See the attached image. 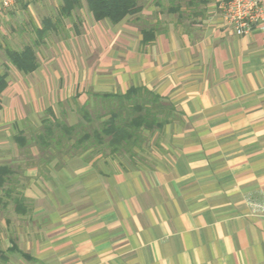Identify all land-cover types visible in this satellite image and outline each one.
<instances>
[{
  "label": "crops",
  "instance_id": "1",
  "mask_svg": "<svg viewBox=\"0 0 264 264\" xmlns=\"http://www.w3.org/2000/svg\"><path fill=\"white\" fill-rule=\"evenodd\" d=\"M189 3L173 13L170 0H144L113 25L95 21L83 0L90 21L75 40L89 65L71 73L83 84L77 102L49 85L62 74L39 60L28 74L13 66L39 77L24 92L10 88L6 68L0 166L22 168L0 187V264H264V30L238 36L219 0ZM131 88L175 110L133 156L61 158L34 140L19 146L24 124L39 129L47 111L59 120L65 109L74 124L84 89Z\"/></svg>",
  "mask_w": 264,
  "mask_h": 264
},
{
  "label": "rangeland",
  "instance_id": "2",
  "mask_svg": "<svg viewBox=\"0 0 264 264\" xmlns=\"http://www.w3.org/2000/svg\"><path fill=\"white\" fill-rule=\"evenodd\" d=\"M61 4L62 0H31L29 1L30 6L26 10L23 8V4L21 3L8 10L0 7V43L3 45V48H0V74L7 72L6 68H8L11 84L10 88L18 86L21 87L24 92L27 88H30L33 83L39 80V77L32 78L19 75L7 60L4 51L5 48L10 47L16 50H21L27 45H33L37 40V35L34 29L37 26H40L45 18H56ZM89 21L90 15L84 6L82 10H78L74 13L73 19H64V23L61 24L59 34H49L45 38L46 43H44L43 46L41 45L36 47L38 60L42 69L47 68L53 74L57 72L62 74L61 77L48 78V82L50 86L59 88V90H61V96L66 97L69 102H77L81 95H79V93L76 94V92L81 89L83 90L82 82H77V77H72L71 73L74 69H79L80 71L82 68L89 65V60L83 59L84 56L79 52L80 39L75 40V35L81 33L80 27L83 26V23L87 24ZM75 26L77 28H75ZM67 71H70L69 77L64 75ZM78 81H81L80 77H78ZM84 94H86V96L83 97V99H86L85 107L87 106L85 109L89 112L88 120L85 119L83 114L77 112L74 124L69 123L66 119L68 114L65 109L59 110L62 114V118L60 117L59 120L57 119L49 125V128L54 130V134L51 138L50 136L46 137V142L44 144L38 138L40 134H47V131L44 132V124H42L39 129L24 124L23 133L27 140H34L41 151H48L50 149L53 150L55 152V156H59L61 158L69 157L71 155H85L88 159H90L119 155L118 153L113 152V149L109 146L108 139L103 144H98L96 142L93 145L92 143L90 150L85 152L81 150L82 148H72L71 146H73L74 142H71V146L66 147L63 146L65 144L64 142L61 148V137L63 133V130L61 129V121L67 123L68 125H80L81 129L78 128V131L74 134L75 138H79V136L85 134V132L93 133L95 129L101 128L103 126L102 123L109 118L106 115L109 111L108 107L110 106L107 100L95 97L92 92H88V90L85 89ZM13 100L11 97L7 98V102L9 103H12ZM22 101L24 102V99H22ZM116 106L117 104L113 103V107ZM58 114L61 116L60 113ZM51 116V112L47 111L46 117L51 118ZM144 145L142 147H145ZM46 151H42V154H45ZM45 155L48 154L46 153ZM8 167L10 169L13 168V170H11L12 174L8 177V182L20 180L19 176H14L13 171L16 172L15 168H22V166L14 165ZM18 174H20V172L17 173V175Z\"/></svg>",
  "mask_w": 264,
  "mask_h": 264
},
{
  "label": "trees",
  "instance_id": "3",
  "mask_svg": "<svg viewBox=\"0 0 264 264\" xmlns=\"http://www.w3.org/2000/svg\"><path fill=\"white\" fill-rule=\"evenodd\" d=\"M144 0H85L89 12L97 22L108 21L113 25L119 24L129 17L139 14L142 7L139 5ZM172 7L169 12H177L180 6L176 2L182 0H170ZM197 0H190L189 4H196ZM201 1V0H200ZM83 8V0H62L59 9L58 18L45 19L41 29H36L37 40L33 45H27L22 50L17 51L10 47L5 48V53L9 63L18 70L28 74L34 72L38 67V58L35 48L44 42L45 38L51 33H58L61 28V20L73 19L76 11ZM143 43L153 41L155 35L152 29L143 31ZM3 45L0 43V48ZM8 87V75L5 73L0 75V109L1 95ZM95 97L103 98L110 104L109 111L106 113L107 120L99 129H95L93 133L85 132V134L75 138L74 134L80 128V125H68L61 121V129L63 130L61 137V148L63 146H71L74 142V149H80L83 152L90 150L93 143L103 144L108 139L109 146L114 153L128 154L133 156L136 149H142L145 144V132L161 131L168 123L169 118L175 111L172 106L166 104L164 100L155 95L153 92L145 88H131L127 93L114 94H94ZM113 101V102H111ZM116 101V102H115ZM113 103L117 106L113 107ZM87 107V106H86ZM85 105L77 108V112L84 115L88 120V110ZM52 113V111H51ZM53 116V117H52ZM51 118L43 122L44 132L47 134L39 135V139L44 144L46 137L54 134V130L49 128L51 122H55L52 113ZM82 127V125H81ZM80 132V131H79ZM93 139V140H92ZM20 147L27 144V139L23 134L19 137ZM89 143V144H88ZM12 174L8 166H0V187H4L8 182V177Z\"/></svg>",
  "mask_w": 264,
  "mask_h": 264
},
{
  "label": "built area",
  "instance_id": "4",
  "mask_svg": "<svg viewBox=\"0 0 264 264\" xmlns=\"http://www.w3.org/2000/svg\"><path fill=\"white\" fill-rule=\"evenodd\" d=\"M18 0H0L3 9L14 8ZM224 23L238 36L259 28L264 30V0H219ZM264 215V205L259 206Z\"/></svg>",
  "mask_w": 264,
  "mask_h": 264
}]
</instances>
